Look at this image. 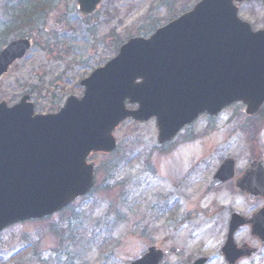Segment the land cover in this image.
Listing matches in <instances>:
<instances>
[{"label": "rangeland", "instance_id": "1", "mask_svg": "<svg viewBox=\"0 0 264 264\" xmlns=\"http://www.w3.org/2000/svg\"><path fill=\"white\" fill-rule=\"evenodd\" d=\"M34 1L0 0V50L20 37L32 42L0 77V102L11 106L27 94L35 112L45 114L69 96L80 98L79 81L122 43L148 36L199 0H101L89 15L76 0H40L35 25L6 30L20 5L25 10ZM238 14L253 29L264 27L260 0L240 4ZM114 137L113 152L90 156L97 168L87 195L52 216L0 232V264H129L152 245L166 254L162 264L199 257L226 264L220 248L230 214H249L254 205L234 189V180L208 182L224 158L235 159L237 176L250 161L264 159V106L249 116L239 104L215 117L202 115L166 144L157 143L154 119H127ZM234 241L260 248L245 228ZM239 264H264V246Z\"/></svg>", "mask_w": 264, "mask_h": 264}, {"label": "water", "instance_id": "2", "mask_svg": "<svg viewBox=\"0 0 264 264\" xmlns=\"http://www.w3.org/2000/svg\"><path fill=\"white\" fill-rule=\"evenodd\" d=\"M100 1L76 0L84 14ZM243 1L249 0H200L150 36L129 38L80 80L82 96L67 97L55 113H35L28 95L12 106L0 102V231L52 215L85 195L95 168L88 156L114 151L113 132L126 119L154 118L161 144L200 115L216 116L235 102L247 115L256 114L264 103V28L253 30L238 16L236 3ZM30 47L29 39L18 38L2 48L0 77ZM234 176L235 160L226 158L208 186ZM235 189L250 201L264 198L263 162L252 161ZM246 224L264 243V207L249 219L231 214L221 248L228 264L256 251L233 242L234 232ZM164 259L151 246L130 264H162ZM205 262L198 258L192 264Z\"/></svg>", "mask_w": 264, "mask_h": 264}, {"label": "trees", "instance_id": "3", "mask_svg": "<svg viewBox=\"0 0 264 264\" xmlns=\"http://www.w3.org/2000/svg\"><path fill=\"white\" fill-rule=\"evenodd\" d=\"M42 4L43 2H40V0L34 1L30 3V7H26L25 10H23L24 8L21 9V5H22L21 4L19 10L17 11L19 13L16 14L17 16L14 17L13 20L10 22V24L7 25L6 30L7 28H9L11 24H15V23L19 24L17 28L18 27L19 28H29L35 25L37 21V16L39 13L37 12V10H40Z\"/></svg>", "mask_w": 264, "mask_h": 264}, {"label": "flooded vegetation", "instance_id": "4", "mask_svg": "<svg viewBox=\"0 0 264 264\" xmlns=\"http://www.w3.org/2000/svg\"><path fill=\"white\" fill-rule=\"evenodd\" d=\"M239 105L241 106L242 109H244V106L242 104L239 103ZM255 160H262L264 162V159L263 158H257ZM241 173H242V171H241ZM241 173L239 175H241ZM242 196H246V195L245 194H242ZM250 204L254 205V208H253V210H251V212L249 214H245V213L244 214L239 213V214L242 215L245 218L253 217L254 215H256L264 207V199L261 196H255L254 199L250 202ZM244 228L247 229V231H249V233H250V229H249V226L248 225H244V226L240 227L235 233L239 232L240 230H242ZM252 238H253V241L254 242H257L260 245V248L254 247V248L257 249V252L254 255H259L262 252V249H263L264 244L260 243V241H259L260 239L258 237L252 236ZM243 244H247V245H250L251 246V244L248 243V242L240 243L238 246H241ZM252 256L253 255H251V256H249L247 258H242L238 262H236V264H239L242 260L251 259Z\"/></svg>", "mask_w": 264, "mask_h": 264}]
</instances>
